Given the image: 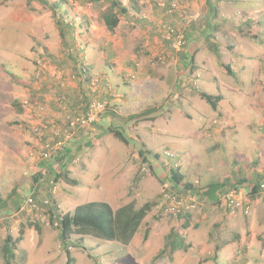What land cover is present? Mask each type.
Wrapping results in <instances>:
<instances>
[{"label": "rangeland", "instance_id": "1", "mask_svg": "<svg viewBox=\"0 0 264 264\" xmlns=\"http://www.w3.org/2000/svg\"><path fill=\"white\" fill-rule=\"evenodd\" d=\"M49 1H60L57 16L73 25L75 42L66 47L46 7L0 0V194L5 196L17 179L22 187L39 171L45 142L60 141L70 149L67 171L76 184L54 183L46 170L35 184L34 205L27 199L18 211L0 212V249L9 233L20 238L14 264H65V251L41 203L52 199L64 214L91 201L106 202L113 210L130 201L135 207L155 201L128 245L74 235L83 248H69L72 264H264V195L251 196L246 183L264 172V0H211L218 13L208 17L209 40L234 77L208 50L206 35L198 34L184 40L187 49H196L195 68L179 83L174 61L185 47L173 48L168 30L184 36L194 22L195 33H202L205 0H119L126 7L135 3L137 11L130 8L112 33L81 18L91 12V21L100 22L107 10L103 1ZM167 2L172 11L165 10ZM198 92L221 96L216 109L201 102ZM90 101L103 102V111L94 123L79 124ZM152 107H161L152 120L130 119ZM110 124L123 128L128 144L111 135L95 136ZM43 125L52 128L51 136L42 135ZM141 146L157 159L144 162ZM169 169L195 188L224 185L218 203L171 189L164 176ZM231 192L238 204L233 212L223 198ZM172 197L180 199L188 222L197 228L188 231L183 248L155 259L165 237L179 233ZM34 222L39 233L28 226Z\"/></svg>", "mask_w": 264, "mask_h": 264}, {"label": "trees", "instance_id": "2", "mask_svg": "<svg viewBox=\"0 0 264 264\" xmlns=\"http://www.w3.org/2000/svg\"><path fill=\"white\" fill-rule=\"evenodd\" d=\"M35 1L40 3L43 7H46L51 12V18L54 22V26L57 31V36L60 42L64 47L68 46L71 41L75 42V38L73 35V25L70 23L64 22V20L60 19L57 16L59 9L60 1H49V0H27V3ZM91 2L99 3L104 2L107 5V10L101 14V19L103 21V26L105 30L109 33L115 31L119 22L122 18L127 16L128 8L119 0H90ZM206 6V16L203 20V23L199 25L202 26V33H195L198 31V26L196 23L192 22L188 25L187 31L184 33V40L188 39L192 40L194 35L200 34L201 36L206 35V40L209 42L207 44L208 50L215 53L221 67L225 70V73L228 76L234 77V72L231 67L227 64H223L220 61L218 52L219 49L215 43H212L209 40V37L212 36L209 32V22L208 17L213 16L216 17L218 10L215 2L211 0H205ZM165 10L172 11L173 9L170 6V3L167 2L165 6ZM211 28H215V25L211 24ZM65 30L67 31V38L65 35ZM176 31V30H175ZM194 40V39H193ZM185 45L184 49L181 52V55L178 58L176 64V74L177 76H181L184 74L188 76L194 70V56L196 54V49H187ZM68 49V48H67ZM182 75V76H184ZM200 99L204 100L212 110L216 109L217 103L221 100V96H213L209 95L205 92H198ZM88 103H85L87 106ZM161 107L155 109L154 107L143 110L135 115L131 116L130 119H138V120H152L150 115L153 112H158ZM109 114V113H108ZM47 126V125H44ZM65 127H67V119L65 123ZM44 129V128H43ZM123 128L119 126L108 125L106 128L99 129L100 133H97L95 136L100 137L104 135H111L113 138L122 142L123 144H128V139L122 132ZM46 133H42V135H50L52 134V129L50 126L45 127L44 130ZM100 134V135H99ZM51 136V135H50ZM93 136V138H96ZM42 138V139H41ZM38 137L41 142H45V138ZM87 140V139H85ZM91 140V139H90ZM89 141V140H87ZM92 141L89 143H85V145L92 146ZM54 143V142H53ZM47 157L42 159L44 163L40 164L39 171L32 174L29 179H27L26 183L23 184L22 187H19V184L22 182V179H17V181L12 185L9 189V192L2 196L0 194V212H14L18 211L23 202L27 199L29 203L36 201V193L34 191V187L36 186V182L43 179L45 176V171L47 170L50 175H52V182H57L58 180H64L66 182H70L72 184H76V181H72L69 179V173L67 171V165L69 162L70 149L62 145L58 150H47ZM138 155L144 162H154L157 159V155L151 154L145 146H141L138 150ZM55 166V169H54ZM150 169V167H149ZM139 176V175H138ZM137 176V177H138ZM164 176L166 180L170 183V188L177 191L178 193H183L184 195L188 194L189 197H195L199 201H203L209 203L210 205L217 204L219 201V193L224 185L220 183H209L203 188H195L192 184L184 182V177L176 170L169 169L165 171ZM259 178L253 179L249 178L246 180L247 186L249 188V194L253 197L258 196L262 193L261 186H264V172L258 176ZM159 180L162 177H158ZM137 179H135L136 182ZM162 181V180H161ZM241 181L239 184H241ZM262 182V183H261ZM228 189L238 190L236 186H231ZM234 194L238 191H232ZM28 194V195H27ZM228 194V193H227ZM225 196V195H224ZM224 198V197H223ZM177 201L178 198H175ZM134 201H130L118 208L113 210L106 202L100 201H91L75 207L72 212L60 213L58 207L56 205V201L50 199L49 202L46 201L41 203L40 206L45 208V211L48 215V221L50 226H53L57 232V238L60 243V246L64 249L66 254V262L65 264H72L73 259L69 256V248L71 247H79L80 244L78 241H74L72 238L74 235L84 237L90 236L99 240L105 241H116L121 245H128L132 240L135 233L138 231L141 222L145 218L147 212L154 207V202H146L139 207L134 206ZM33 204V203H32ZM34 205V204H33ZM228 208V207H227ZM229 210V209H228ZM177 221L179 222V233L171 232L165 237V244L163 249L158 253L155 259L161 258L166 253H173L176 250L183 248L182 240L186 237L189 230L197 228V225H191L188 222V214L186 211L181 210V212L175 215ZM29 227H33L38 233L41 228L39 223H28ZM148 234V230H144V238H146ZM20 238L15 239L9 233H6L3 243L1 245V258L3 264H14L15 253L14 250L16 248L17 242ZM184 241V240H183ZM83 248L82 246H80ZM185 249V248H184Z\"/></svg>", "mask_w": 264, "mask_h": 264}, {"label": "built area", "instance_id": "3", "mask_svg": "<svg viewBox=\"0 0 264 264\" xmlns=\"http://www.w3.org/2000/svg\"><path fill=\"white\" fill-rule=\"evenodd\" d=\"M168 32L170 34L169 35L170 39L168 37V40L170 41L173 48L179 49L180 47L184 46V36L180 32L175 31L173 29H169ZM103 108H104L103 102L90 101V102H88V105L85 106V110H84L82 116L77 118V121L79 122V124H84V125L94 123L96 121L99 113H101L103 111ZM45 127L47 128L48 126H44V125L42 126V128H44V129H45ZM53 134L56 135L58 133L53 132ZM61 146H62V143H60V141L51 143V145H49L48 142L43 143L40 147L41 159L45 160V158L48 155L47 154L48 151H45V149H47V150L48 149L49 150H58L59 148H61ZM261 189H262V194L264 195V186L263 185L261 186ZM172 198L173 199H171V201L173 204H175V206L173 205L174 210H173L172 215L175 216L181 212L183 207L181 206L180 201H177L174 197H172ZM224 201H225L228 209H230L231 212H233L235 207L238 206L232 192L228 193L224 196Z\"/></svg>", "mask_w": 264, "mask_h": 264}, {"label": "crops", "instance_id": "4", "mask_svg": "<svg viewBox=\"0 0 264 264\" xmlns=\"http://www.w3.org/2000/svg\"><path fill=\"white\" fill-rule=\"evenodd\" d=\"M133 5H134V6L127 7L129 12H130V8L133 9V10H135V11H137V8H136L135 3H133ZM83 12H84V11H82V12L80 11L79 14L81 15ZM91 14H92L91 12H90V15H89L88 13L85 12V15H84V14L81 15V18H83V19H85V20L87 21V22H85V24H86V25L89 24V25H92V26H93V25H94V26H96V25H97V26H98V25L103 26V21H102L101 18H100V19H101L100 22H97V21L92 22L91 19H90ZM129 16H130V13H129ZM130 19H131V18H130ZM67 22H68V21H67ZM69 23H70V22H69ZM70 24H71V23H70ZM90 33H91V37H92V39H95V38H97V37H98V39H100V34H97V33H95V32H90ZM105 40L107 41L106 45L109 46L108 41H110V40H108V38H105ZM154 43H155V42H154ZM100 47H101V46H100ZM100 47H99V48H100ZM101 48H103V46H102ZM112 53H113V52H111V54H112ZM134 57H135V56H134ZM177 61H178V59H177L176 61H174L175 66H176V64H177ZM136 66H137V64H136ZM152 68H153V67L150 66V69L145 70V72H146V73H151L150 71L153 70ZM110 69L113 70V69L111 68V66H110ZM142 70H144V69L141 68V71H142ZM174 71H175V74H176V68H174ZM176 75H177V74H176ZM177 77H178V76H176V77L174 78V81L176 80ZM181 77H182V76L178 77L177 83H179V80L181 79ZM195 99L197 100V97H195ZM202 101H203V100L201 99V102H202ZM197 102L200 103V101H198V100H197ZM258 171H260V170H258ZM223 249H224L225 252L228 250L227 248H223ZM223 249H222V250H223Z\"/></svg>", "mask_w": 264, "mask_h": 264}]
</instances>
